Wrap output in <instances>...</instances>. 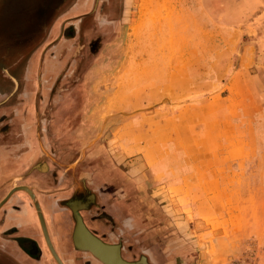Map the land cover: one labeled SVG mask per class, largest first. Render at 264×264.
Masks as SVG:
<instances>
[{
	"label": "crops",
	"instance_id": "0c3cea01",
	"mask_svg": "<svg viewBox=\"0 0 264 264\" xmlns=\"http://www.w3.org/2000/svg\"><path fill=\"white\" fill-rule=\"evenodd\" d=\"M72 12L67 20L76 15ZM110 29L83 35L98 33L105 42L113 36ZM53 37L51 25L40 46L25 55L13 47L0 60V264H53L33 204L21 186L37 200L63 262L84 264L80 253L69 250L71 221L64 202L71 190L61 171L75 169L77 160L83 162L79 171L93 173L86 187L98 194V211L110 218V223L91 222V213L85 212L81 216L87 228L106 243L124 249L131 245L133 254L144 250L151 257L172 255L173 242L183 234L166 215L165 205L177 210L181 199L201 216L223 203V185L214 172L223 160L226 111H214L206 101L174 111L164 103L190 95V67L165 69V62L155 56L87 60L84 47L75 44L77 34L72 39ZM97 73L100 79L84 88L85 78ZM111 76L122 80L120 86L99 88ZM80 112L82 120H73ZM40 114L43 121H37ZM78 206L71 203L76 219ZM24 239L34 241L37 257L19 247ZM120 255L131 257L124 251Z\"/></svg>",
	"mask_w": 264,
	"mask_h": 264
},
{
	"label": "rangeland",
	"instance_id": "374dc122",
	"mask_svg": "<svg viewBox=\"0 0 264 264\" xmlns=\"http://www.w3.org/2000/svg\"><path fill=\"white\" fill-rule=\"evenodd\" d=\"M4 1L0 0V50L22 38H36L39 31L43 33L41 27L38 31L32 25L21 37H13L12 32H18L29 17L16 14L15 8H34L36 1ZM116 5L111 19L120 22L116 30L110 29L113 36L109 41L103 42L98 33L81 36L78 41L87 60L116 56L122 62L124 58L155 56L165 62V69L190 67V95L164 103L174 111L181 105L206 101L212 110L223 107L226 111L223 160L214 172L223 185V203L201 216L181 199L177 200V210L166 204V215L177 222L176 229L183 235L173 242L172 255L162 258L155 254L158 261L264 264V0H116ZM58 7L52 27L53 36L60 38L66 35L60 14L67 8ZM83 30L92 31L91 24ZM41 37L36 39V47L43 43L44 35ZM100 77L98 73L88 80L86 77L84 88H90ZM121 82L111 76L99 88L112 89ZM73 116V120L81 121L83 113ZM39 120H44L43 114Z\"/></svg>",
	"mask_w": 264,
	"mask_h": 264
},
{
	"label": "flooded vegetation",
	"instance_id": "af4514ba",
	"mask_svg": "<svg viewBox=\"0 0 264 264\" xmlns=\"http://www.w3.org/2000/svg\"><path fill=\"white\" fill-rule=\"evenodd\" d=\"M8 1V0H7ZM36 4L34 3V8L31 7H27L25 8V5L21 8L16 7V14L20 15V16H24V17H28L27 15H29L28 18H26V22L22 21V26L21 28L18 30V32H12L13 33V37H21L20 35H24L23 31L24 30H28L26 28H29V26L32 27V25L36 26V29L39 31L40 27L43 33L38 34V37L40 36V34L44 35V32L46 30L47 25L49 24V26H51L55 20H56V10L57 7L61 8L62 7H66L68 3H71L73 0H35ZM53 1L52 7L53 9L55 8V11L52 12L53 10L51 9V2ZM6 1L1 0V3H5ZM87 3V8L84 7V4ZM50 6V9L48 10L46 7ZM62 6V7H61ZM81 6H83L81 8ZM85 8V9H84ZM117 8L116 5V0H74L71 5L69 6V8L65 9L63 11V13L60 14L61 18H64L62 20V23L65 25L63 29H65V38L67 39H72L74 38V36L77 34L78 37L76 38V45L78 44V41L80 40L81 36L83 37V33L85 32V30H83L86 26H88L89 24H91V29L92 30H101L103 27H107V28H111L113 29L112 26H114L113 30H116V26L118 25V23L120 22L117 19H111V16L115 14V9ZM73 9L74 12H72L74 15L72 18H70V20L66 19V14L67 12L71 11ZM42 10V12L40 11ZM28 24V25H27ZM39 28V29H38ZM35 29V27L33 28V30ZM69 31L72 32L71 35H69ZM75 31V32H74ZM77 32V33H76ZM15 33V35H14ZM34 37V36H33ZM22 38V40H17L18 43L13 42L11 43V45H7L4 46L2 50H0V60L6 56L8 53L11 54L12 53V48H17V46H19L20 51H21V55H25V53L28 52V50L35 46L36 44V39L38 38ZM41 37V39H42ZM40 39V40H41ZM16 43V44H15ZM90 41L87 42V46H89ZM21 57V56H20ZM23 57V56H22ZM77 163L75 165V169L73 168V170L68 169V168H61V171H63V175L65 177H68L69 179V186L67 185V190H71L70 194L68 195V198L65 200V204L66 207L68 209L69 212V218L71 221V227L69 230V235H70V241H71V246H70V251L75 252V253H80L81 254V259H83V263L84 264H102L100 260H98V258H96V256H94L93 254H91L89 251H87L86 249H81L80 247H78L77 245H75L74 240L72 241L73 234L74 231L76 230V226H77V222L75 225V221H77L72 207H71V203H78V208H77V213L81 218L82 223L85 225V227H88V221H84V219L82 220V214L85 212H90V221L94 222L95 220L101 219V220H105L106 222L108 221L110 223V218L109 216H107L105 213H103L102 211H98V204H97V199L99 196L96 192L91 191L90 189H88L86 187V184H91L92 183V179H93V173L91 174V170L87 172H83L79 171V169H81V165L83 164V162L78 161L75 162ZM85 163V162H84ZM76 169L78 170L77 172ZM44 170V169H41ZM45 171V170H44ZM55 172V171H53ZM74 215V216H73ZM109 218V219H108ZM75 225V228H74ZM46 228V226H45ZM40 229V227H39ZM90 234H92L95 238H97L99 241H101L103 244L107 245V246H117L119 249V255L120 252L124 251V252H129V254L131 255L129 260H125L124 258L120 257L128 262V263H132V264H163L160 263L158 261V258L156 257V255L154 254V258L149 256L144 250H139L138 253L133 254L132 253V248L131 245H128L126 249H124L122 246H120V244H112V243H106L104 241H102V239L98 238L95 233L93 232L92 229H88ZM40 231V235H41V239L43 241V246H45L47 255L49 257V259L51 260V262L53 264H56L55 261L53 260V258L51 257L49 251L47 250L46 244L43 240V236ZM112 231V230H110ZM109 231V232H110ZM73 233V234H72ZM51 242V241H50ZM74 243V244H73ZM122 244H124V242H121ZM18 244L20 245L19 247L25 251V253L29 256H31L32 258L37 257V252H36V245L34 243L33 240L31 239H24L22 240V242H18ZM52 245V243H51ZM53 247V245H52ZM54 252L56 253L57 257L59 258V260L62 262V264H66L63 262V259H61L59 257V255L57 254L55 248L53 247Z\"/></svg>",
	"mask_w": 264,
	"mask_h": 264
},
{
	"label": "bare ground",
	"instance_id": "6f19581e",
	"mask_svg": "<svg viewBox=\"0 0 264 264\" xmlns=\"http://www.w3.org/2000/svg\"><path fill=\"white\" fill-rule=\"evenodd\" d=\"M2 202H5V199ZM75 214L77 216L78 222L76 221L77 222V226H76L77 232L76 230L74 231L73 240L76 242L77 246H79L81 249H86L87 251H89L91 254L96 256V258H98V260H100L103 264L105 263L106 264H132V263H128L124 261L120 257L119 249L117 246H106V245H103L94 236H91V234H88L90 236H87V232L89 233V231L84 226L82 221H80L76 211H75ZM92 237H94L95 240ZM79 243L82 246L79 245Z\"/></svg>",
	"mask_w": 264,
	"mask_h": 264
},
{
	"label": "water",
	"instance_id": "95a60500",
	"mask_svg": "<svg viewBox=\"0 0 264 264\" xmlns=\"http://www.w3.org/2000/svg\"><path fill=\"white\" fill-rule=\"evenodd\" d=\"M19 190H23L29 196V198H30V200H31V202L33 204V207H34V210H35V213H36V217H37V220H38V224H39L42 236H43V240H44V242L46 244L47 250L49 251L51 257L53 258V260L55 261L56 264H62V262L57 257V255L54 252V249H53V247L51 245L47 230L45 228V223L43 221L42 213H41V210H40L39 205L37 203V200L35 199L34 195L26 187L22 186V188L19 189ZM78 217H79V219L81 221V218H80L79 215H78ZM75 225H76V221H75ZM75 225H74V228H75ZM72 241H73V239H72Z\"/></svg>",
	"mask_w": 264,
	"mask_h": 264
}]
</instances>
